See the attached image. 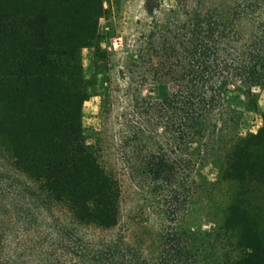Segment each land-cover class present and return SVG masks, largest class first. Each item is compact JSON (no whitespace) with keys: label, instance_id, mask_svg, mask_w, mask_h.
Listing matches in <instances>:
<instances>
[{"label":"trees","instance_id":"1","mask_svg":"<svg viewBox=\"0 0 264 264\" xmlns=\"http://www.w3.org/2000/svg\"><path fill=\"white\" fill-rule=\"evenodd\" d=\"M175 1L163 20L152 18L126 65L135 83L127 86V119L162 127L145 135V127L135 126L132 137L147 138L139 168L167 181L188 163L203 165L214 136L234 119L228 85L243 83L246 101L253 86L264 87L263 1ZM65 2L0 0V151L22 178L19 191L36 206L59 207L74 225L109 229L119 218L120 184L103 161L99 137L88 141L81 123L93 83L82 73L80 51L88 45L99 51L101 5ZM158 87L159 95L142 93ZM109 104L103 96L102 109ZM262 120L257 133L218 144L220 178L236 189L214 236L196 231L187 243L185 230L174 231L157 264H205L207 258L206 264H264L260 204L252 201L264 185V113ZM164 133L167 147L155 139Z\"/></svg>","mask_w":264,"mask_h":264},{"label":"rangeland","instance_id":"2","mask_svg":"<svg viewBox=\"0 0 264 264\" xmlns=\"http://www.w3.org/2000/svg\"><path fill=\"white\" fill-rule=\"evenodd\" d=\"M65 1L67 6L80 0ZM95 1L83 0L86 6ZM98 2V50L105 51V58L98 57L99 51L92 45L81 48L82 73L93 83L82 106L81 123L88 141L99 137L103 161L119 181L118 222L109 229L74 225L61 208L36 206L32 197L19 191L22 178L9 168L0 151V264H157L162 250L174 242L168 237L174 231L185 230L183 239L187 243L196 231L209 232L213 237L222 207L236 189L234 183L220 178L222 156L218 144L226 143L227 147L235 135L257 133L263 124L264 87L253 86L252 96L246 101V86L235 80L228 85L226 99L237 112L214 136L203 165L195 169L188 163L170 181L141 172L140 147L147 138L137 135L134 139L133 130L135 126L145 127V135H154L161 133L162 127L141 117L137 122L127 119V86L135 85L126 68L128 53L143 45L152 18L163 20L176 1ZM162 92L158 87L142 93L156 96ZM108 95L110 104L102 109V97ZM155 139L162 147L168 146V134ZM198 183L201 187L196 190ZM252 201L260 204L259 226L264 234V185ZM209 261L212 259L207 258L205 264Z\"/></svg>","mask_w":264,"mask_h":264}]
</instances>
